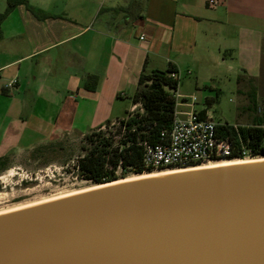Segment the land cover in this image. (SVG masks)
<instances>
[{"label": "crops", "instance_id": "1", "mask_svg": "<svg viewBox=\"0 0 264 264\" xmlns=\"http://www.w3.org/2000/svg\"><path fill=\"white\" fill-rule=\"evenodd\" d=\"M95 1L36 0L47 18L17 6L1 24L0 158L59 139L76 124L88 134L122 120L115 111L121 100L131 103L124 113L139 109L130 97L143 69L170 63L179 71L181 60L225 66L227 54L238 62L236 73L253 80V104L264 105V0H136L138 13L122 10L134 0H103L100 8ZM88 75L97 78L94 91L84 87ZM261 113L252 124L264 128Z\"/></svg>", "mask_w": 264, "mask_h": 264}, {"label": "water", "instance_id": "2", "mask_svg": "<svg viewBox=\"0 0 264 264\" xmlns=\"http://www.w3.org/2000/svg\"><path fill=\"white\" fill-rule=\"evenodd\" d=\"M114 181L0 213V264H264V160Z\"/></svg>", "mask_w": 264, "mask_h": 264}, {"label": "rangeland", "instance_id": "3", "mask_svg": "<svg viewBox=\"0 0 264 264\" xmlns=\"http://www.w3.org/2000/svg\"><path fill=\"white\" fill-rule=\"evenodd\" d=\"M30 7L37 11L36 0H27ZM97 5L101 7L103 0H97ZM96 1L94 2V7ZM105 4H107L105 2ZM60 4H57L59 6ZM130 3L126 4L124 9L129 12ZM6 7V0H0V13ZM58 8V7H57ZM55 8V11L59 10ZM123 8V7H122ZM139 10V6L135 11ZM68 17H78L77 13H64ZM102 11L97 24L104 19ZM80 19L82 17L79 16ZM226 56L225 66L220 65L218 61L203 60V67L195 66L185 60L180 61V69L177 73L178 87L176 91L168 90L173 95L177 106V111H189V107L176 98V94L181 97H195V110L205 109L208 116L215 123L227 124L229 126L251 125L258 117L262 116L264 105H254L252 98H248L253 86L251 77H245L243 86L237 84V77L244 76L237 74L238 62L228 59ZM231 66V69L226 67ZM211 101L205 103V99ZM115 108L117 116L121 119L125 117L124 109H129L131 103L127 100H121ZM133 111H136L134 109ZM28 113H25V120L33 122L34 119H28ZM119 120L114 121L118 123ZM78 130L67 132L59 139L46 140L39 142L29 149L16 153L11 157H3L8 161L6 169L0 172V213L13 209L27 207L34 204L46 202L63 196L76 194L89 188L96 187L97 184L81 179L74 168L77 160L84 155V148H90L84 141V135L88 132L83 123L76 124ZM114 129L111 122L104 124L102 128L93 131L94 134L102 133L105 137ZM82 134V136H81ZM31 135L24 143H28ZM96 140V137H93ZM11 157V159H10ZM263 157L245 158L242 160L261 159ZM240 161L239 159H234ZM227 162L226 159L211 163L219 164ZM208 166V165H207ZM212 166V165H211ZM209 166V167H211ZM203 168V167H201ZM197 169V168H196ZM158 171H149L147 173L136 175L128 171H116V181L132 179L147 174H158Z\"/></svg>", "mask_w": 264, "mask_h": 264}, {"label": "trees", "instance_id": "4", "mask_svg": "<svg viewBox=\"0 0 264 264\" xmlns=\"http://www.w3.org/2000/svg\"><path fill=\"white\" fill-rule=\"evenodd\" d=\"M17 6H24L36 19L42 20L47 15H40L29 6L27 0H6V7L0 13V27L12 10ZM138 2L132 1L129 5L131 13H138ZM127 10V9H122ZM140 18L139 15L134 19ZM1 39V28H0ZM177 69L168 64L165 70H152L146 72L144 69L139 75L135 92L130 97L131 102L139 105V109L133 112H125V117L118 123L125 126V139L119 146H113L110 138L102 133H90L84 135V141L92 146L84 148L85 152L75 164L77 175L86 181L95 184L114 181L117 179L116 171L120 166L121 171H128L136 175L149 172L143 166V146L138 142L153 145L159 142L160 133L168 131L173 120L176 100L168 90L176 91L178 87ZM252 80V79H250ZM97 78L88 75L84 87L86 90L94 91ZM245 76L237 77V84L243 86ZM253 98L252 93L249 94ZM204 111L200 113L203 117ZM100 128V127H99ZM98 128V129H99ZM96 130V129H95ZM217 136L227 139L234 147V151L226 160L239 159L243 156L239 150L240 146L250 151V157H264V128L254 123L249 126H229L219 124L216 126ZM96 137V140H93ZM6 158H0V172L6 169Z\"/></svg>", "mask_w": 264, "mask_h": 264}, {"label": "built area", "instance_id": "5", "mask_svg": "<svg viewBox=\"0 0 264 264\" xmlns=\"http://www.w3.org/2000/svg\"><path fill=\"white\" fill-rule=\"evenodd\" d=\"M208 5H214L215 1L207 0ZM13 83L6 85L10 88ZM180 102L189 107V111H177L173 113V120L168 131L160 133L159 142L153 145L138 142L143 146V166L150 171H177L191 169L204 164L215 163L224 159L234 151V147L227 139L217 136L216 126L207 113L200 116L205 109L195 110L196 98L179 97ZM133 112V111H131ZM114 129L107 138L113 146H119L125 139V126L112 123ZM120 147V146H119ZM122 146L120 147V149ZM243 159L251 158L250 151L244 147L239 148ZM118 171L122 169L117 167Z\"/></svg>", "mask_w": 264, "mask_h": 264}, {"label": "bare ground", "instance_id": "6", "mask_svg": "<svg viewBox=\"0 0 264 264\" xmlns=\"http://www.w3.org/2000/svg\"><path fill=\"white\" fill-rule=\"evenodd\" d=\"M261 160H264V159L261 158V159L240 160V161H237V160H227V162H224V163H219V164H215V165L214 164H211V163L210 164H204L203 166H196V167H193L191 169H181V170H177V171L163 170V171H158L157 172L158 174H147V175L140 176V177H136V178H132V179L121 180V181H114V182H112L110 184H116V183H121V182H126V181H132V180L141 179V178H147V177L167 175V174H171V173H175V172H182V171H189V170H197V169H206V168H213V167H219V166H225V165H232V164H240V163L261 161ZM209 166H211V167H209ZM201 167H203V168H201ZM110 184H108V185H110ZM96 187H100V186H96ZM93 188H95V187L89 188L87 190H90V189H93ZM87 190H85V191H87ZM81 192H83V191H81ZM78 193H80V192H78ZM63 197H65V196H63ZM21 208H23V207H21ZM17 209H19V208H17ZM13 210H16V209H13ZM10 211H12V210H10Z\"/></svg>", "mask_w": 264, "mask_h": 264}]
</instances>
